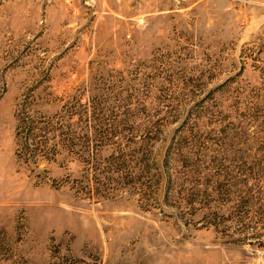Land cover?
I'll list each match as a JSON object with an SVG mask.
<instances>
[{"label":"rangeland","instance_id":"374dc122","mask_svg":"<svg viewBox=\"0 0 264 264\" xmlns=\"http://www.w3.org/2000/svg\"><path fill=\"white\" fill-rule=\"evenodd\" d=\"M261 173L264 0H0V264H264Z\"/></svg>","mask_w":264,"mask_h":264},{"label":"trees","instance_id":"16d2710c","mask_svg":"<svg viewBox=\"0 0 264 264\" xmlns=\"http://www.w3.org/2000/svg\"><path fill=\"white\" fill-rule=\"evenodd\" d=\"M23 123H26V122H23ZM34 126H23V128H21V132L23 133V148L24 150H26V153L29 154V151H33L32 149L29 148L30 146V141L32 140V131L34 130ZM20 130V129H19ZM28 150V151H27ZM148 164L147 163H142L140 164V167L142 169V171H144L145 167H147ZM228 167V168H227ZM226 168H221V169H218L215 173V175H218V176H223V177H226V176H234L235 174V177H241V179L243 178V180H245L246 176L247 175H250V176H259L260 173H258V171H256V169L250 165V166H245L244 164L242 165H239V166H235L234 167V170H231L229 168V166H227ZM262 171V170H261ZM259 171V172H261ZM232 172L234 174H232ZM262 174V173H261ZM264 175V174H262ZM256 178V177H255Z\"/></svg>","mask_w":264,"mask_h":264}]
</instances>
